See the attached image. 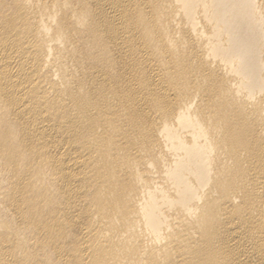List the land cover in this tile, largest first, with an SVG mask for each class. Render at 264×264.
I'll list each match as a JSON object with an SVG mask.
<instances>
[{
  "label": "bare ground",
  "instance_id": "bare-ground-1",
  "mask_svg": "<svg viewBox=\"0 0 264 264\" xmlns=\"http://www.w3.org/2000/svg\"><path fill=\"white\" fill-rule=\"evenodd\" d=\"M0 264H264V0H0Z\"/></svg>",
  "mask_w": 264,
  "mask_h": 264
}]
</instances>
